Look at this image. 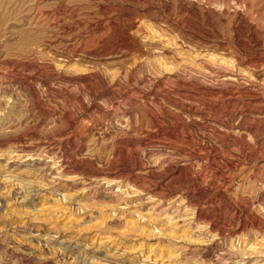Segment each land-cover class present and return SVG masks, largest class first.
I'll return each mask as SVG.
<instances>
[{
    "label": "rangeland",
    "instance_id": "1",
    "mask_svg": "<svg viewBox=\"0 0 264 264\" xmlns=\"http://www.w3.org/2000/svg\"><path fill=\"white\" fill-rule=\"evenodd\" d=\"M0 264H264V0H0Z\"/></svg>",
    "mask_w": 264,
    "mask_h": 264
}]
</instances>
